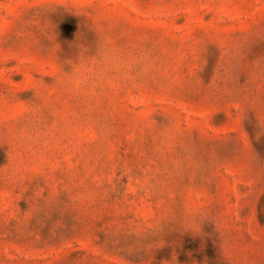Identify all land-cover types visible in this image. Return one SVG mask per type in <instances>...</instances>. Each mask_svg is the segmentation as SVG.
<instances>
[{"label":"rangeland","instance_id":"rangeland-1","mask_svg":"<svg viewBox=\"0 0 264 264\" xmlns=\"http://www.w3.org/2000/svg\"><path fill=\"white\" fill-rule=\"evenodd\" d=\"M0 264H264V0H0Z\"/></svg>","mask_w":264,"mask_h":264}]
</instances>
